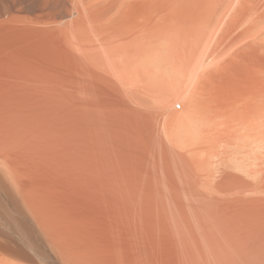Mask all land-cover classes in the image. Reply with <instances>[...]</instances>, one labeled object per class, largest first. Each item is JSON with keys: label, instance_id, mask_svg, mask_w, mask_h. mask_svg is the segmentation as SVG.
Listing matches in <instances>:
<instances>
[{"label": "bare ground", "instance_id": "obj_1", "mask_svg": "<svg viewBox=\"0 0 264 264\" xmlns=\"http://www.w3.org/2000/svg\"><path fill=\"white\" fill-rule=\"evenodd\" d=\"M0 264H264V0H0Z\"/></svg>", "mask_w": 264, "mask_h": 264}]
</instances>
